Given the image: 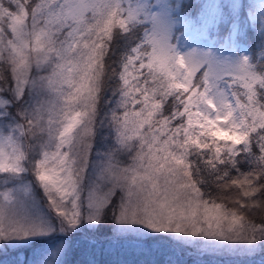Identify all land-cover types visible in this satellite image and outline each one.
Masks as SVG:
<instances>
[{"label":"snow or ice","instance_id":"snow-or-ice-1","mask_svg":"<svg viewBox=\"0 0 264 264\" xmlns=\"http://www.w3.org/2000/svg\"><path fill=\"white\" fill-rule=\"evenodd\" d=\"M0 264H264V0H0Z\"/></svg>","mask_w":264,"mask_h":264}]
</instances>
